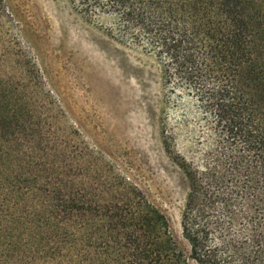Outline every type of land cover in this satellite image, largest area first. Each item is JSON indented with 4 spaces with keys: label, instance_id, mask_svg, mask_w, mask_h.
I'll use <instances>...</instances> for the list:
<instances>
[{
    "label": "trees",
    "instance_id": "16d2710c",
    "mask_svg": "<svg viewBox=\"0 0 264 264\" xmlns=\"http://www.w3.org/2000/svg\"><path fill=\"white\" fill-rule=\"evenodd\" d=\"M250 1L264 7V0H68L87 23H110V36L156 58L165 108L175 95L185 101L215 151H228L245 190L180 164L189 183L185 252L167 218L133 200L142 196L137 189L71 184L60 150L51 154L50 141L34 137L0 95V264H264V90Z\"/></svg>",
    "mask_w": 264,
    "mask_h": 264
},
{
    "label": "rangeland",
    "instance_id": "374dc122",
    "mask_svg": "<svg viewBox=\"0 0 264 264\" xmlns=\"http://www.w3.org/2000/svg\"><path fill=\"white\" fill-rule=\"evenodd\" d=\"M246 17L264 90V7L250 1ZM109 25L87 23L68 0H0L1 99L34 137L50 141L51 154L60 150L71 184L137 189L133 200L160 211L188 252L181 216L189 183L180 164L238 191L245 178L183 99L165 108L156 58L117 41Z\"/></svg>",
    "mask_w": 264,
    "mask_h": 264
}]
</instances>
